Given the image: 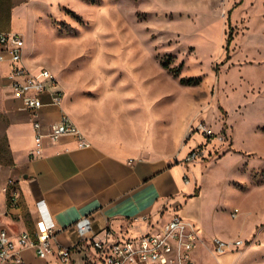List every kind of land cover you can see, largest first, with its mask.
<instances>
[{
	"label": "rangeland",
	"instance_id": "rangeland-1",
	"mask_svg": "<svg viewBox=\"0 0 264 264\" xmlns=\"http://www.w3.org/2000/svg\"><path fill=\"white\" fill-rule=\"evenodd\" d=\"M36 2L41 69L72 116L114 149L188 154L199 142L205 237L245 242L231 264H264V0ZM199 122L214 141L191 132ZM202 245L200 264H219Z\"/></svg>",
	"mask_w": 264,
	"mask_h": 264
},
{
	"label": "crops",
	"instance_id": "crops-1",
	"mask_svg": "<svg viewBox=\"0 0 264 264\" xmlns=\"http://www.w3.org/2000/svg\"><path fill=\"white\" fill-rule=\"evenodd\" d=\"M36 5V0H0V32L23 35L24 63L33 72L45 64L39 56L32 29ZM11 70L12 63L6 56L0 60V229H7L13 240L22 232L44 235L48 224L59 230L52 242V252L46 258L39 257L33 248H24L20 252L24 261L61 264L58 247L71 248L70 264H85L88 256H96L89 241H80L74 232L60 231L83 216H91L93 229L99 236L111 232L121 237H135L148 231L150 226L144 220L130 226V220L147 216L153 228H157L174 214H180L197 224L204 240L209 239L211 243L214 237L221 238L205 237L202 231L208 196L197 184L201 167L196 161L189 164L183 161L187 154L185 147L176 152L134 153L128 148L105 145L91 136L66 108L65 90L62 109L81 128L91 145L80 148L76 138L63 136L58 142H47L43 155H33V117L22 108V100L11 92ZM48 100L44 96V101ZM59 117V108L44 106L39 111L43 131L47 132ZM197 143L189 142L188 151L195 149ZM185 176L189 178L187 182ZM10 179L15 181L18 196L15 203L4 191ZM201 248L203 245L194 253L198 264ZM214 256L219 264L233 261V255L228 252ZM2 264L18 263L8 260Z\"/></svg>",
	"mask_w": 264,
	"mask_h": 264
},
{
	"label": "built area",
	"instance_id": "built-area-1",
	"mask_svg": "<svg viewBox=\"0 0 264 264\" xmlns=\"http://www.w3.org/2000/svg\"><path fill=\"white\" fill-rule=\"evenodd\" d=\"M25 39L22 34L15 32H0V60L6 56L12 63L10 73L11 92L22 100V108L33 117L34 150L33 155H43L46 143L58 142L63 136H73L78 141L80 148L88 147L91 143L86 139L84 132L76 122L62 109L65 91L59 79L47 68L37 72L31 71L24 63ZM44 96L49 100L44 101ZM46 105L60 109V117L52 122L47 132L42 129L39 120V111ZM191 132L201 133L206 138V144L214 141L216 136L211 126L199 122ZM218 140H226L225 134H220ZM204 157V150L195 148L186 155L184 162L189 164ZM188 177L185 176L186 182ZM15 181L10 179L4 191L10 194L11 201H17L14 188ZM238 215V210L231 213L232 217ZM139 220L146 221L150 229L138 236L121 237L111 232L99 236L93 229L91 216H83L68 228L60 231H71L78 235L80 241L90 244L96 251V256H88L85 264H198L194 256L200 243L204 239L197 224L180 214H174L165 224L153 228L147 216L136 217L129 221L132 226ZM53 224H48L44 235H31L22 232L17 240L10 237L7 229H0V264L11 260L18 264H28L21 256L24 248H33L37 255L46 258L52 252V242L57 236ZM241 239L231 241L214 237L210 243V250L219 256L228 251L238 250L244 246ZM57 256L61 264H70L72 257L71 248L58 247Z\"/></svg>",
	"mask_w": 264,
	"mask_h": 264
},
{
	"label": "trees",
	"instance_id": "trees-1",
	"mask_svg": "<svg viewBox=\"0 0 264 264\" xmlns=\"http://www.w3.org/2000/svg\"><path fill=\"white\" fill-rule=\"evenodd\" d=\"M192 81V79H189V82Z\"/></svg>",
	"mask_w": 264,
	"mask_h": 264
}]
</instances>
